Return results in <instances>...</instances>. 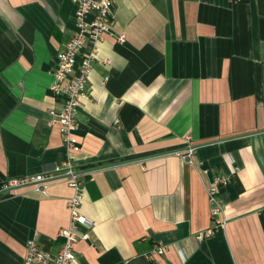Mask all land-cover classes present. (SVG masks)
<instances>
[{"label":"crops","instance_id":"0c3cea01","mask_svg":"<svg viewBox=\"0 0 264 264\" xmlns=\"http://www.w3.org/2000/svg\"><path fill=\"white\" fill-rule=\"evenodd\" d=\"M74 13V0H0V184L67 162L92 172L74 264H264V0H114L67 147L50 86ZM33 189L0 198V264H23L29 240L59 250L73 190Z\"/></svg>","mask_w":264,"mask_h":264},{"label":"built area","instance_id":"2783aa9c","mask_svg":"<svg viewBox=\"0 0 264 264\" xmlns=\"http://www.w3.org/2000/svg\"><path fill=\"white\" fill-rule=\"evenodd\" d=\"M114 0H74L75 23L77 31L71 39L66 41L62 49L56 55V70L54 83L50 86L52 94L61 99V109L55 113L50 112L54 122L59 125L61 139L67 147L75 143L72 138L75 127L76 111L79 103L87 98L86 85L92 72V63L97 59V46L105 33H109V28L113 20ZM124 41V36L117 39ZM87 46L88 51L82 56L80 64L75 67V58L78 52ZM74 70V75L69 77V73ZM67 80L65 85H62ZM187 138V155L191 156L196 150V146L190 144ZM206 173V172H205ZM91 179L92 172H81L73 168L71 163H63L60 166L44 170L35 175L10 178L0 184V198L3 196H14L17 189L32 187L34 192L46 194L51 183L64 180L73 190V195L67 201L69 211V224L59 230L57 236L61 239L58 252L55 255L38 250L34 240L27 241L25 245V256L23 264H74V245L78 239H87V234L79 236L78 226L91 227V222L80 212V207L84 197L83 182L85 178ZM229 179L223 176L215 177L209 184L207 194L211 205L212 219L221 212V206L216 198L221 187L228 183ZM215 221L213 227L199 234L198 238L211 236L219 225ZM167 247L164 245L154 246L146 257L152 259L154 256L163 255ZM125 264V263H122Z\"/></svg>","mask_w":264,"mask_h":264}]
</instances>
